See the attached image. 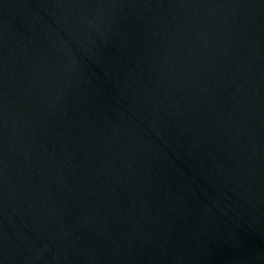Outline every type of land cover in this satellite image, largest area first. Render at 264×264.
Here are the masks:
<instances>
[{"label":"water","instance_id":"obj_1","mask_svg":"<svg viewBox=\"0 0 264 264\" xmlns=\"http://www.w3.org/2000/svg\"><path fill=\"white\" fill-rule=\"evenodd\" d=\"M0 264H264V0H0Z\"/></svg>","mask_w":264,"mask_h":264}]
</instances>
